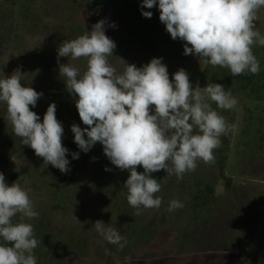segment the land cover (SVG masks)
I'll return each mask as SVG.
<instances>
[{
    "label": "rangeland",
    "instance_id": "rangeland-1",
    "mask_svg": "<svg viewBox=\"0 0 264 264\" xmlns=\"http://www.w3.org/2000/svg\"><path fill=\"white\" fill-rule=\"evenodd\" d=\"M141 3L0 0V78L19 67L24 73L22 85L43 93L32 111L42 122L47 107L54 102L56 117L64 127L63 140L74 135L71 125L87 126L79 118L76 97L67 92L65 78L59 76L57 49L64 40L75 39L106 19L116 24L115 28L106 25L105 34L117 45L108 59L118 72L124 69L123 61L141 67L152 58H163L170 79L184 68L193 87L197 82L202 88L208 83L224 85L236 98V106L222 110L212 102V107L228 123L237 125L235 133L221 137L218 148L224 151L225 178L218 182L217 204L219 209H226L218 222L225 223L227 216L230 225L224 228L226 233L223 229L221 233L210 219L186 216V204L176 196L171 182L176 187L193 183L194 171L185 173L182 180L175 175L166 182L161 178V190L155 194L162 198L161 206L135 216L123 186L130 173L112 165L101 144L71 160L70 171L62 174L20 143L5 120L6 105L0 102V172L9 185L18 180L39 213L37 218L25 219L41 241L34 249L37 264H264V155H260L264 153V141L260 142L262 149H257V138L264 136V46L253 45L261 66L258 74L232 76L226 68L200 65L197 57L183 54V41L173 40L166 32L158 7L143 9L153 13L149 19L142 16ZM255 23L264 35V7ZM67 62L81 73L86 69L85 58H59V63ZM106 167L111 171H105ZM137 171L143 172V167L138 166ZM213 172L219 173L217 168ZM227 182L237 188L226 189ZM241 191L246 192L242 201L238 198ZM237 198L240 201L236 202ZM173 199L182 201L184 207L169 212ZM18 220L19 215L14 222ZM97 220L117 228L127 245L121 250L108 243L93 226Z\"/></svg>",
    "mask_w": 264,
    "mask_h": 264
},
{
    "label": "clouds",
    "instance_id": "clouds-1",
    "mask_svg": "<svg viewBox=\"0 0 264 264\" xmlns=\"http://www.w3.org/2000/svg\"><path fill=\"white\" fill-rule=\"evenodd\" d=\"M153 7H158L159 20L171 38L184 42L183 54L197 57L200 65L226 68L232 76L261 71L253 45L264 46V35L255 23L264 0H142V16L150 19L153 13L143 9ZM106 25L116 27L101 19L91 31L64 40L57 49L58 71L65 78L67 92L76 97L79 118L87 126L71 125L75 144L84 153L101 144L111 164L130 173L123 185L126 199L136 210L134 215L140 216L143 210L162 204V198L155 195L161 182L153 173L164 170L165 182L173 175L182 180L185 173L196 170L199 161L215 163L214 150L221 146V137L235 133L237 125L228 123L212 102L219 109L231 110L237 100L219 83L202 88L197 82L193 87L184 68L170 79L163 58H152L141 67L120 58L124 69L118 72L109 63L117 45L105 34ZM60 57L68 61L85 58L86 69L81 73L72 63L61 64ZM23 76L18 67L0 78L5 120L22 145L33 149L44 164L67 174L69 150L62 142L64 127L56 117V104H49L41 122L32 108L43 93L22 85ZM71 155L79 158V152ZM138 166L143 172L137 171ZM183 207L182 201L173 199L167 210ZM38 216L28 191L18 180L7 184L0 172V264H37L34 249L41 241L25 219ZM106 225L97 220L93 226L108 243L122 250L128 241L117 228Z\"/></svg>",
    "mask_w": 264,
    "mask_h": 264
},
{
    "label": "trees",
    "instance_id": "trees-1",
    "mask_svg": "<svg viewBox=\"0 0 264 264\" xmlns=\"http://www.w3.org/2000/svg\"><path fill=\"white\" fill-rule=\"evenodd\" d=\"M264 141V136H260L257 138V144L259 145L260 148H257L258 150L262 149V142ZM261 142V143H260ZM63 145L69 150V153L67 155V158L69 161L74 160L72 158L71 153L73 152H79V158L85 156L86 154L92 152L95 148L94 147L88 152L84 153L80 151V149L77 147V145L74 142V135L72 136H67L63 140ZM240 151L242 153H245L244 148H240ZM264 152V150L262 149ZM261 151V152H262ZM214 155H215V163L212 165H207L203 163L202 161L198 162L197 169L193 173V183H182L180 186L176 187L174 186V181L173 183L171 182V186H173V190L175 191L176 196L181 197L185 204H186V210H187V217L188 215H192L191 217L194 218H206L210 219L209 222H212V226L215 228H220L221 233L222 229L230 223L226 222L227 219L225 217V223L218 222L219 218L226 213V209H219V206L217 204V186L221 183H218L219 180L224 179V170H225V157H224V151L221 149H215L214 150ZM260 155H264V153H260ZM217 168L218 169V175H214L213 169ZM154 178L160 180L161 178H164L166 176V172L164 170H161L159 172L153 173L152 174ZM226 189L230 190L231 189V184L229 182L225 183ZM171 188V187H170ZM171 188V189H172ZM234 188H237L235 186L232 187V190ZM241 195V198L238 197L241 201L243 198L246 196L245 191H241V193H238ZM236 199L240 201L239 199ZM229 210H231L229 208ZM228 210V212H229ZM217 219L216 221H214ZM228 223V224H227ZM230 227V226H229ZM224 233L225 230H224ZM0 243H3L2 238H0Z\"/></svg>",
    "mask_w": 264,
    "mask_h": 264
}]
</instances>
